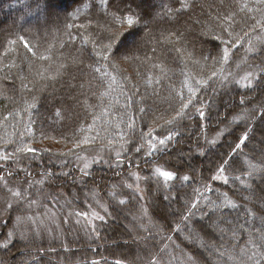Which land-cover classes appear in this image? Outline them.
<instances>
[{
    "label": "trees",
    "instance_id": "trees-1",
    "mask_svg": "<svg viewBox=\"0 0 264 264\" xmlns=\"http://www.w3.org/2000/svg\"><path fill=\"white\" fill-rule=\"evenodd\" d=\"M53 2L54 9L45 0H0V157H8L0 159V199L6 202L9 189H18L24 200L12 207L15 213L8 207L0 211V264H151L161 257L162 264H238L235 253L241 249L264 259L259 248L264 243V4ZM244 4L248 7L241 11ZM113 14L141 17L133 29L137 43L104 60L103 45L109 42L104 29L127 31L126 24L112 25ZM225 47L229 59L218 62ZM247 68L250 88L241 77ZM181 96L192 99L185 118L165 124L159 117L175 115ZM149 132L153 142L172 138L166 148L156 143L159 151L149 155ZM245 132L248 139L237 150ZM97 146L122 149L121 161L128 164L121 176L114 167L93 169L78 184L66 159ZM27 148L36 151H17ZM190 151L192 161L182 163L181 155ZM226 160L223 175L229 182L214 181ZM250 165L257 168L251 176ZM157 167L176 174L166 188L153 175ZM130 171L143 178L144 199L127 187L123 177ZM185 175L189 181L181 179ZM116 186L127 190L113 196ZM224 193L238 207L213 209L208 201L220 204ZM30 201L65 215L100 214L101 203L110 214H100L105 220L95 231L71 220L62 225L60 238L21 239L12 227L17 216L32 213ZM159 205L172 209L166 215ZM189 210L194 215L185 220ZM120 216L127 229L114 226Z\"/></svg>",
    "mask_w": 264,
    "mask_h": 264
},
{
    "label": "snow or ice",
    "instance_id": "snow-or-ice-1",
    "mask_svg": "<svg viewBox=\"0 0 264 264\" xmlns=\"http://www.w3.org/2000/svg\"><path fill=\"white\" fill-rule=\"evenodd\" d=\"M258 2L264 4V0H258ZM45 6L46 7H50L52 9L55 8V4H54L53 0H45ZM181 6L182 7H186L187 6L186 0H183ZM247 7H248V5L244 4L240 8V10L243 11ZM232 16H234V13L225 16L224 20H226V21L227 20H231ZM140 19H141V17L139 15H135V14H127V15H120V16H117V15L113 14L112 25L118 27V26L126 24L127 25V31H125V32H112L111 27H108V28L104 29L108 33V36L106 37V39L109 41L107 44L103 45V48L107 51V54L103 56L104 60H108L109 56H113L114 57L115 54L118 53L121 50V48H127L129 45H133V46L136 45V43H137V40H136L137 34H136L135 31H133V29H134L135 26H137L140 23ZM260 23H261V21H257V24H260ZM81 27H83V25H81ZM225 31H227V29H225ZM228 35H229V37H231L232 33L229 32ZM21 39H23V38L21 37ZM217 39H220V37H217ZM165 40H166V42H169V43L172 42L170 37H165ZM12 43H15V41H12ZM222 43L227 45L229 43H232V41L224 40V41H222ZM233 46H235V44H233ZM24 47L29 52H32V48H31V46H29V44L27 42H24ZM153 51H155V49H153ZM33 55H35L34 52H33ZM40 59L49 60V59H51V57L42 55L40 57ZM228 59H229V51H228V48L225 47L223 49V54L220 57V61H218V62H226ZM97 71H99V69H97ZM57 75H59V73H57ZM215 75H216V73L213 72V76H215ZM49 78L50 79H55V77H49ZM246 79L249 80V83L245 84L244 87L245 88L252 87V84H251V80L253 79L252 75L249 74L248 77H246ZM203 83H207V82L204 81ZM236 83H239V82L237 81ZM241 103H243V99L241 100ZM190 105H192V99L189 98V99H187L185 101L184 97L181 96L180 106H179L178 109L175 110V115H173L170 119H165L164 116H160L159 119H163L165 124L171 125L174 122H176L177 120L185 118L186 110L189 108ZM141 111H143V109H141ZM197 111L199 112V116L201 118H203L204 117V112L199 110V109H197ZM5 119H7V117H5ZM148 136H149V140H148V153L147 154H149V155H151V153L153 151H159V149L156 147V143H158L160 146L166 148L167 147L166 139L168 141H170L171 138H172L171 135H169V136H167L166 139H164V138H156V142H153V140H152V132H149ZM247 139H248V134H247V132H245V134L243 136L238 138V142L236 144V149L237 150L240 149L241 146L245 143V141ZM84 143H87V141H84ZM75 146L78 148V147L81 146V144L77 143ZM142 147L143 146L137 147L136 151L140 152ZM17 151H20V152H25V151H27V152H35L36 150L32 149V148H27V149H17ZM234 153H235V150H234ZM61 155H64V153H61ZM117 155L119 156V153H117ZM7 158H8L7 156L0 157V159H7ZM93 163H96V161H93ZM122 163H123V161L118 160L116 162L115 166L119 167ZM227 164H228V161L226 160L217 169V174L213 175V177H212V179L214 181L222 180L224 184H227L229 182V178L226 175H223V173L225 172V165H227ZM88 167H89V165L86 163L84 165V168L87 169ZM250 168H251V171L248 172L249 176L253 175V173L257 171V168H256L255 165H250ZM83 174L85 176L89 175V173L87 171H84ZM47 175H51V173H47ZM65 175H67V173H65ZM153 175L157 176L158 178H162L165 183H167L169 181H173L174 179L177 178L176 174L174 172L168 171V170H162L159 167L154 169ZM181 179L183 181H189L190 177L185 175ZM234 179L235 180H240L241 178L239 176H237V177H234ZM241 183H243V181H241ZM127 187L130 188L132 186L131 185H127ZM206 189H207V186H206ZM207 190L210 191L211 189H207ZM9 191L11 192L12 196H14L16 198H19V199L23 198L22 192H20V191H12L11 189H9ZM111 195L115 196L116 193L113 192V193H111ZM222 195H223L224 199H223V201L220 204H216L214 201H208L209 204H211L213 209L226 208V207H232V208L238 207V205L233 203L228 198L226 193H224ZM36 203H37L36 201H30L29 202L30 205L36 204ZM119 203L120 204H124L125 201L124 200H119ZM198 203H199V200L193 202L192 205H191V209H196ZM7 207L11 208L12 204L8 203ZM100 207L103 208V210H104L106 215L110 214V213H108V209L105 208L103 205H100ZM76 215L77 216H85V217H87L88 214L87 213H79L78 212V213H76ZM192 215H194V213L191 210H189L188 215L185 216L184 219L187 220L188 217L192 216ZM92 216H93L94 219H99L101 221L105 220V216L100 215L99 213H95L94 212L92 214ZM17 221L18 222H22V218L17 217ZM93 231H95V228H93ZM12 236H13V233L9 232L8 233V237L11 239ZM4 246L7 247V245H4ZM259 248L264 250V243H261L259 245ZM254 249H255V245H254ZM235 256L238 258V264H264V259L259 258L258 254H257V252L255 250H253V251H251L249 253V252H246L245 250L241 249L239 252L235 253ZM116 264H120V262L117 261ZM151 264H162V257L161 258H154L153 261L151 262Z\"/></svg>",
    "mask_w": 264,
    "mask_h": 264
},
{
    "label": "rangeland",
    "instance_id": "rangeland-1",
    "mask_svg": "<svg viewBox=\"0 0 264 264\" xmlns=\"http://www.w3.org/2000/svg\"><path fill=\"white\" fill-rule=\"evenodd\" d=\"M250 72H251V70L249 68L244 69L243 75H241L242 79L246 78L250 74ZM263 127H264V124H263ZM260 145L262 146L261 147V149H262L261 153L264 156V143L262 141H260ZM190 152H186L185 153L186 155H181L182 158H180V161L182 163H186L188 160L192 161L193 153L192 152L190 153ZM117 153H119V156L117 155ZM123 155H124V153H123L122 149L116 150L115 148L110 149V148H105L102 146H97V147H92V148H89L85 151H82L81 153L76 154L74 156H71V157L67 158L66 160L68 161V164L70 165L71 169H74L73 171L76 175L77 183L82 185V182H80V177L85 176L83 174L84 171H87L88 173H90L93 169H109V168L114 167V168L119 169L120 173L118 174V176H121V173H123V171H124L123 167L128 163L123 161V163L119 167H117L115 165H116V162L118 160H120V161L122 160ZM93 161H96V163H93ZM86 163L89 165V167L87 169L84 168V165ZM161 169L165 170L164 168H161ZM123 179L126 180L127 185L132 186L129 188L131 191L136 192L137 194L140 195V197L142 199H144L145 192H144L143 178L138 177L136 174H133L130 171L126 176L123 177ZM162 182H163V187L166 188L167 184L170 181L165 183L162 179ZM97 188L103 189L104 185L97 186ZM11 190L12 191H19L18 189H11ZM124 190H127V189H123L120 186H116L111 190V193L123 192ZM23 201L24 200L12 196V194L10 192V195L8 196V199L6 200V202H5L4 198L0 199V203L2 204L0 211H2L4 207H5V210H8V208H7L8 203H11L13 208L18 209V207L21 205V202H23ZM36 202H37L36 204H32L31 207L29 208V210H31L32 213L22 217V222H18L17 218H16V222L14 223V225L12 227L16 237H20L21 239H23L24 237H29V235H31V234H34L32 236H41L42 234H46V237H48L50 239H52L53 237L60 238V237H62V234H63L62 233L63 232L62 225H66L67 222L70 224L71 220H74V223L79 224L83 229H85L88 226L92 230H93V228H95V226L97 224L102 222L99 219H94L92 216V212L88 213L87 217L77 216L76 213H78V212H74V213L66 212L67 215L63 214L62 212L52 213L50 211H47L40 204V202H38V201H36ZM100 205H102V204L99 203L96 210L100 208V214H101L104 210L100 207ZM12 207H11L10 211L15 213L16 210H12ZM161 207L165 208V210H166L165 214L166 215L169 214L170 209H172L169 206L159 205V208H161ZM142 210L145 211L143 208H142ZM2 213H4V212L2 211ZM120 214H122V213H120ZM1 215H0V217H1ZM122 215L124 216V214H122ZM123 216L119 217L120 218V220L118 221L119 223L114 224V226H118L121 223L126 228V225H124V222H123L124 218L121 219ZM141 216L142 215H138V218L140 219ZM218 219L219 218L217 217V220ZM212 224H214V223H212ZM121 230H124V228L122 226H121ZM121 230H120V232L122 233ZM128 231H130V230H128ZM215 231L218 232V230H215ZM119 237H121V236H119ZM33 239H35V238H33ZM119 239L122 240L121 238H119ZM32 241H34V240H32ZM137 251H138V248H135V252H137ZM208 256L211 257L210 254H208ZM174 260H175V258H174Z\"/></svg>",
    "mask_w": 264,
    "mask_h": 264
}]
</instances>
